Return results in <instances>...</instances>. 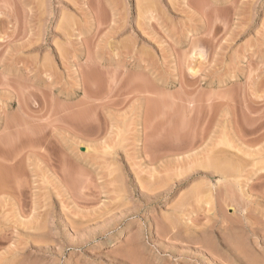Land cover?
<instances>
[{
	"label": "rangeland",
	"instance_id": "rangeland-1",
	"mask_svg": "<svg viewBox=\"0 0 264 264\" xmlns=\"http://www.w3.org/2000/svg\"><path fill=\"white\" fill-rule=\"evenodd\" d=\"M264 264V0H0V264Z\"/></svg>",
	"mask_w": 264,
	"mask_h": 264
},
{
	"label": "bare ground",
	"instance_id": "bare-ground-1",
	"mask_svg": "<svg viewBox=\"0 0 264 264\" xmlns=\"http://www.w3.org/2000/svg\"><path fill=\"white\" fill-rule=\"evenodd\" d=\"M257 264H259V263H257Z\"/></svg>",
	"mask_w": 264,
	"mask_h": 264
}]
</instances>
